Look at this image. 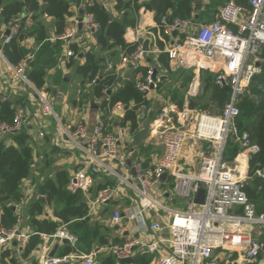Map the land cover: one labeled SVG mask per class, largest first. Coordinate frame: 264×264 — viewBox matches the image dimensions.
I'll return each instance as SVG.
<instances>
[{"label":"built area","instance_id":"2783aa9c","mask_svg":"<svg viewBox=\"0 0 264 264\" xmlns=\"http://www.w3.org/2000/svg\"><path fill=\"white\" fill-rule=\"evenodd\" d=\"M115 2V0H109ZM145 1V0H142ZM149 1V0H146ZM249 8L239 4L237 0H225L217 9L212 21L196 25L194 12L186 18L165 16L156 23L155 30L140 28L135 32L132 43L135 48L131 52H123L118 62L109 61L106 68L115 71L118 66H130L137 70L142 61L147 59L151 48L154 52H164L169 61L170 70H177L181 65L196 66L198 70H209L214 74L213 82L217 85H229L230 97L218 113L206 110L190 109L186 100L181 108L168 102L159 109L158 115L150 122V136L157 137L163 146L162 154L154 163H146L137 158L132 164L129 158L120 151L118 137L107 128L101 115L95 116L93 126L85 122L61 125L62 134L74 142L75 146L87 158L86 168L75 171L69 177L67 188L70 192L82 191L84 195L93 185V175L108 172L118 180L115 186H105L96 192L89 205H104L117 193L118 185L123 184L134 191L133 209L121 214L116 210L111 221L120 224L123 215L127 220L135 221L138 230L146 227L155 233L166 228L169 233L167 246L162 247V240L144 241L130 237L122 242L92 249L81 253L77 249L78 236L68 225L61 222L52 233H40L42 243L39 245V264H63L71 258L81 259L82 264H95L98 253L107 251L116 260L133 258L139 251L152 255L148 264H252L255 262L262 245L256 229L264 227V213H257L255 204L250 201L242 189L246 174H236L235 167L223 157L227 140L234 138L243 148L239 153L251 154L258 151V146L249 141L248 133L238 134L234 118L239 114L238 100L247 92V88L255 74L264 71V0H247ZM144 8L141 7L139 11ZM80 14L73 18L71 26L57 36L65 44V58L74 55L70 45L76 35V27L89 37H93L99 29L87 7H81ZM25 23L32 21L31 12L25 16ZM9 27L8 34H2L5 42L19 33L18 23ZM176 32V35H174ZM148 40V51L144 49V39ZM158 42L162 43L159 48ZM1 49V47H0ZM1 53V50H0ZM201 57V60H199ZM33 58L26 53L17 65L7 62L8 69L13 73L12 81L30 84L24 70ZM260 63V66L257 65ZM204 64V65H200ZM157 72L148 66L146 72L135 77L134 85L139 91L154 90L161 80L167 76V70ZM100 72L96 75L100 77ZM110 88L104 84L102 93ZM41 101V113L56 117L50 101L45 93L37 91ZM6 99L0 93V102ZM113 112L124 111V104L116 103L111 107ZM152 110L146 103L137 106L139 118ZM194 118L191 121V115ZM27 121L23 107L15 108L10 122H0V133L9 135L21 131ZM42 135V133H40ZM203 142L205 150L200 153L198 168L195 171L184 170L180 165V154L187 141ZM238 154V155H239ZM237 157L234 159L236 160ZM233 162V161H232ZM112 164L119 165L125 171L132 170L131 177L116 171ZM89 169V171L87 170ZM172 179V194L184 201L183 209H168L152 196V189L162 181V176ZM256 174L264 178V165L256 170ZM200 188L205 189L201 204L194 198ZM42 198L44 197L41 194ZM24 204V197L15 203L18 208ZM152 211L161 218V222L152 221L148 226L145 213ZM20 216L9 229L0 228V258L12 241L20 253L28 244L32 232L19 227ZM161 223H164L161 226ZM66 239L74 250L66 255L50 256L54 243ZM236 253V256H234Z\"/></svg>","mask_w":264,"mask_h":264},{"label":"crops","instance_id":"0c3cea01","mask_svg":"<svg viewBox=\"0 0 264 264\" xmlns=\"http://www.w3.org/2000/svg\"><path fill=\"white\" fill-rule=\"evenodd\" d=\"M97 1L105 10L110 12L112 15H118L116 10L114 9L115 2H110L109 0ZM224 1L225 0H202V3L198 6L195 0L192 2V7L195 6V10L198 11L200 8L203 9L205 5L211 3L212 10L217 11L218 7ZM1 2L2 1L0 0V3ZM93 2L94 0H81L79 5L72 3L70 5L72 15L67 17V25L62 33H64L67 27L71 26V24L73 23V18L80 14L81 7L92 5ZM41 7L39 18L34 19L32 17V21L30 23H25L26 14L28 12H31L26 8V6L22 8L21 12L14 16L11 23L5 24L0 22V93L6 97L4 101L11 100L14 102L15 108L20 106L25 109L27 114V121L21 130L27 129V133L29 135L28 143L33 150L31 173L22 181L21 197H24V204L16 208L15 203L19 200L12 203L15 210L16 219L17 215L20 216L19 227L25 230H31L30 226L27 225V210L31 202L35 198H38V196L42 198V196H40L41 194L37 195L36 193L38 185L47 178L53 177L56 171L59 169H66L69 175H71L75 171L86 168L87 166V161L82 158L81 151L78 148H69L66 146V143H61L60 141H58L60 136L64 137V135L62 134L61 125L64 126L68 123H77L82 121L85 122L88 127H91L94 124L95 116H102V113L104 112L100 107L102 98H99L94 94L95 79L91 82H84L82 76L78 73L77 67L78 65L80 66L85 63V57L81 53L77 56H71L69 59L65 58L64 42L58 39V41H60V45H54V41L57 40V36L61 35L62 33L58 35L55 34L54 18L45 14L44 10L42 12ZM195 10L193 9L192 11L194 12L196 18L197 12ZM31 15H33V12H31ZM18 16H20V19L18 21L19 24L21 20L24 21V26L22 28L20 27L19 31L22 30V32L28 34L22 41H20V46L25 49L26 53L33 54V58L36 55L40 54L39 63L45 69V75L43 77L44 84L41 88L36 87V85H34V83L30 81V84H26L25 82H22L20 80L13 82L11 78L13 73L8 69L7 65V62L9 61L6 59L2 52V46L6 43H9L10 41L5 42L4 37H2L1 35L8 34L7 30L16 22L15 19ZM206 19L207 18H205V20ZM40 21H42L46 25V32L49 36L50 41H52L47 48H42L43 42L36 37V33L33 35L30 34L34 32L37 23ZM201 23L202 22H199L198 19V24ZM155 25L156 22L153 20V11L143 9L142 11H139L136 25L133 27H128L123 37L127 43H132L135 32H137L140 28L155 30ZM82 30L83 29H81L80 26L76 27L77 33L73 37L71 45L75 44L83 51L92 50L96 55L103 58L102 69L100 73L104 76L111 73V75L114 76V82L113 84H109V89H115L116 87L123 85L125 81L130 79L134 81L135 77H140L146 72L148 66H152L158 73H166L165 70H167V76H165L161 80V82L154 90H151L144 94L149 101L148 105L151 108H158L170 102V95H165L164 91H160V87L161 85L163 86V83L166 81L168 76L174 74L172 72H175L176 70H168L167 68H164V66H162L160 62H158L156 58L159 52H154L150 48L147 54L149 59H145L144 61H142L140 67L137 70L133 69L130 66L121 67L117 64V69L115 71H109L106 68V63L111 61L115 57L116 60L112 61H116V63H119L118 58L120 54L123 53V50H121L119 47H116L113 50H102L96 43L95 35L90 38L83 37ZM146 40L147 39L145 37L144 41ZM160 43L161 42H158V45ZM113 52H115V55L112 54ZM183 66L184 68L189 69V66ZM192 70L194 74V77L192 76L194 81L191 87V92L188 94L194 95V90L200 87L201 78L199 74L200 70H194L193 68ZM180 84L181 81H176L173 88H177L180 91ZM37 91H41V93L43 91L45 93L51 103L56 117L53 115L45 116L41 113V101L37 95ZM186 100L188 101V98L187 96H184L183 103ZM130 105H133L132 101L130 102ZM211 108L213 109V107ZM210 112L218 113L217 111ZM123 114L124 111L122 110L113 112V110L110 108L105 113V117L102 118L105 121L107 128L115 133L118 137V147L120 151H122L129 158L130 164H132L137 158H142L146 163H154L156 159L162 154L163 146L161 145L159 138L151 137L148 134L150 132L149 124L151 121H149L148 117H142L138 120L135 128L132 129L130 121H126L123 124ZM40 133H42V135ZM6 137L7 135L0 133V139ZM64 139L66 138L64 137ZM6 144H12V142L7 139ZM203 146V142H195L193 140L187 141L185 143V146L183 147L179 157L180 165L184 170H197L200 153L204 150L202 148ZM239 155H244L245 157L244 171H240L242 174H244L247 171L248 154L241 153ZM114 165L116 167V171L122 172L128 178L131 177V169H129V171H125L119 165ZM87 170L89 171V169ZM93 181V185L88 191V194L84 195L87 200L93 199L95 197L96 187L99 184L106 183V186H115L118 182L117 178L108 172L94 174ZM171 183L172 179L170 177L163 178L161 183L157 184L152 189V196L159 200V202L168 209H183L184 201L173 196L171 192L172 186H170ZM133 197L134 191L129 189L125 185L120 184L118 185L117 193L108 203L104 205L91 206V204L89 205L88 202L90 222H96L107 226L109 243L117 242L116 240H121L120 242H122L129 239L130 237H137L147 242H151L153 240H162L163 243L161 244V246L166 247L168 244L167 240L169 238V233L166 228H163L161 231H157L155 233L147 231L146 227L138 230L137 223L132 220H127L125 215H123V219L120 224H114L111 221L113 211L118 210L121 214H124L125 212H128L134 208L132 204ZM42 199L45 200L46 195H44ZM45 216L52 220L58 219L53 214V208L49 205L46 206L44 214L37 215V218L42 219ZM166 217V213H162L161 218H159L152 211H150L145 213V222L148 226L152 221L159 220L161 222V220L165 219ZM55 245H57V249L54 255L57 256L60 255L61 248L64 245L69 244H64L62 242L54 243L52 249L55 247ZM94 245L95 246L93 249L99 247L95 243ZM40 248L41 247L38 245L36 248L31 250L29 254L22 255L15 242L12 241L7 248L9 250L8 254L0 258V264H39V257L41 254ZM141 250L142 249H138L139 252H142ZM99 254L103 256L110 255L105 250L100 251L98 255ZM97 257L95 261L99 263ZM116 261V264H119L118 261L121 260ZM67 262H69L70 264H82L81 259L78 258H71ZM130 264L134 263L131 262ZM252 264H264V248L260 250L259 257H257L255 262Z\"/></svg>","mask_w":264,"mask_h":264},{"label":"trees","instance_id":"16d2710c","mask_svg":"<svg viewBox=\"0 0 264 264\" xmlns=\"http://www.w3.org/2000/svg\"><path fill=\"white\" fill-rule=\"evenodd\" d=\"M0 3V22L9 24L14 16L26 8L33 12L32 17L38 19L40 16V7L46 4L44 13L54 18L55 34H61L67 25V17L72 15L70 5L72 3L79 5L81 0H1ZM195 0H158L156 7L152 9L150 1L139 0H115L114 9L118 13L117 16L112 15L105 10L102 5L94 0L92 5L87 6V10L93 14L95 20L99 23V29L95 34L97 45L102 50H113L119 47L123 52H131L135 48V43H127L124 39V34L128 27L136 25L139 9L153 11V20L160 23L162 17L171 18L181 17L186 18L194 9L192 2ZM242 6L249 8L247 0H237ZM211 3L200 8L197 12L199 22L205 23L212 21L215 18L217 11H213ZM205 18H207L205 20ZM20 27L24 26V21L21 20ZM43 44L42 48H47L52 41L46 32V25L40 21L37 23L34 32ZM28 34L19 31L13 36L9 43L2 46V52L6 59L12 64L17 65L18 62L25 56L26 51L20 46L22 41ZM54 45H60V41L55 40ZM162 48V44H159ZM74 55L83 54L85 63L78 65V73L82 76L84 82L94 81V94L101 97L100 103L102 118L105 113L116 103L124 104L123 124L130 121L131 128H135L138 118L135 110L141 103L149 104L146 96L142 91H139L132 79L125 81L121 86L115 89H109L106 93H102L104 84H113L114 76L111 73L96 75L102 69L103 58L96 55L92 50L83 51L77 45H70ZM42 50V49H41ZM115 55V52L112 53ZM149 59L148 56H146ZM40 54L36 55L24 70L25 77L36 87L41 88L44 84L45 69L39 63ZM116 58V57H115ZM113 58L112 60H116ZM158 62L164 68H169V61L164 52H159L157 55ZM187 72V75L185 73ZM174 74H177L176 81H181L180 87L187 89L188 84L192 81L193 70H188L181 65ZM200 78L202 84L209 92V102L214 104L211 107H202L209 111H219L228 101L231 93L229 85H217L213 82L214 74L208 70L201 69ZM249 91L256 99L244 94L237 102L239 114L234 118V124L238 134L242 132L248 133L249 141L258 146V151L248 155L247 160V179L242 184V189L247 194L250 201L255 204L257 213H264V178L256 174V170L264 165V71L255 74L249 86ZM169 101H173L178 108H181L184 101V94L180 93L179 89L173 88L169 91ZM133 105H130V102ZM171 101V102H172ZM149 106V105H148ZM160 107H152L150 113V121H152L159 112ZM157 108V109H156ZM14 102L6 100L0 102V122H10L14 116ZM29 135L27 129L7 135L6 138L0 139V228L9 229L16 223V214L13 207V202L19 200L22 195L21 184L22 180L27 178L32 169L33 150L28 143ZM9 139L12 144H6ZM241 145L229 138L223 150V157L226 161L232 162L237 155L242 151ZM69 173L66 169H59L53 177H49L38 185L37 195H46L43 200L38 196L35 198L27 210V225L30 226L32 232L28 244L24 247L22 255H27L42 243L40 233H52L59 225L64 222L68 228L75 233L79 238L77 249L80 252L88 253L94 248V243L100 246L109 244L108 229L104 224L90 222L88 200L82 191L70 192L67 188L69 181ZM106 186V183L99 184L96 187L95 193ZM172 186V183L171 185ZM53 208V214L58 218L52 220L45 216L38 219L37 215L44 214L46 206ZM106 210V209H105ZM104 210V211H105ZM264 241V237L262 239ZM120 242L121 240H116ZM98 248V247H97ZM74 250L70 245H64L60 250V255H66ZM6 249L2 255L8 254ZM260 252L257 257H259ZM236 256V253H234ZM99 264H116V259L111 255H101L97 257ZM151 255L147 252H138L131 260L134 264H148ZM119 264H130L131 262L118 261Z\"/></svg>","mask_w":264,"mask_h":264},{"label":"rangeland","instance_id":"374dc122","mask_svg":"<svg viewBox=\"0 0 264 264\" xmlns=\"http://www.w3.org/2000/svg\"><path fill=\"white\" fill-rule=\"evenodd\" d=\"M82 31H83V35H82L83 37L90 38L85 33L84 30H82ZM199 60H201V57H199ZM192 68L194 70H196V66H191V67H189L188 70H192ZM185 75H187V72L185 73ZM192 76L194 77V74ZM176 77H177V74H171V75H169L168 78L166 79V81L163 83V86L161 85L160 91H164L165 92V95H169L170 89H172L174 87V83H175L174 80H175ZM193 77H192V81L188 84L187 89H184V88H181L180 87L181 88L180 89V93L184 94V96H187V98H188V107H189L190 103H192L193 107L196 108L199 111L200 110H207V109H203L202 107H215L214 104H212V103L209 102V99H208L209 92L206 90V87L202 84L201 80H200V87L194 90V95L188 94V93L191 92V87H192L193 81H194ZM246 94H248L250 97H252L254 99L257 98V96H254L253 94L250 93L249 87L247 88ZM194 114L195 113H192V115H191V121L194 118ZM144 117L145 118L148 117V119L150 121V113L149 112ZM148 132H149V128H148ZM148 134L150 135V132ZM58 141H60L61 143H66V146L69 147V148H75V149L77 148L72 140H70V139H64L63 136H60ZM202 148L205 150L204 146ZM81 156H82L83 159H85V161H87V158L88 157L85 154H83L82 152H81ZM238 158H239V156L237 155V160H234L233 162H231L230 163V167H235L236 174L239 175V172L240 171L243 172L244 171V168L242 167V165L241 166H238V165H240V163L238 162L239 161ZM112 166L114 168H116L114 164H112ZM244 174H246V172ZM246 179L247 178H245L243 181H245ZM21 189H22V184H21ZM256 231L259 232L258 238H259L260 243L262 245V248L261 249H263L264 248V241L262 239L264 237V227H260V228L256 229Z\"/></svg>","mask_w":264,"mask_h":264},{"label":"water","instance_id":"95a60500","mask_svg":"<svg viewBox=\"0 0 264 264\" xmlns=\"http://www.w3.org/2000/svg\"><path fill=\"white\" fill-rule=\"evenodd\" d=\"M228 1V0H227ZM158 0H150V4L152 6V8L154 9L156 7V4H157ZM202 3V0H196V4L199 6L200 4ZM45 4L42 5L41 9H42V12L45 8ZM168 19H170V16L167 17ZM195 24L198 25V17L195 18ZM7 33H9V30H7ZM174 35H176V32H174ZM148 41H144V49L146 51H148ZM258 66H260V63H257ZM147 91H143V94H146ZM189 108L190 109H194L192 103H190L189 105ZM167 177V173H164L163 176H162V179L163 178H166ZM204 196H205V189L204 188H200L194 198V201L195 203H198V204H201L203 202V199H204ZM164 223H161V226H163ZM62 243L64 244H67L68 241L66 239L62 240ZM57 249V245H55V247L52 249V251L50 252V256H53L55 254V251ZM132 258H123L121 259V261H124V262H131ZM63 264H70L69 262H64ZM95 264H99L98 262H96Z\"/></svg>","mask_w":264,"mask_h":264},{"label":"bare ground","instance_id":"6f19581e","mask_svg":"<svg viewBox=\"0 0 264 264\" xmlns=\"http://www.w3.org/2000/svg\"><path fill=\"white\" fill-rule=\"evenodd\" d=\"M238 160H239L238 162L240 163V165H238V166L242 165V167L244 168L245 167V157H244V155H239Z\"/></svg>","mask_w":264,"mask_h":264}]
</instances>
